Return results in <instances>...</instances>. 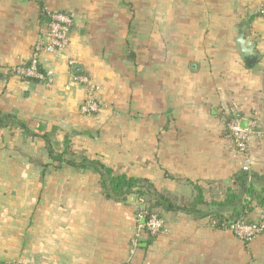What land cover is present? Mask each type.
<instances>
[{"label": "crops", "instance_id": "1", "mask_svg": "<svg viewBox=\"0 0 264 264\" xmlns=\"http://www.w3.org/2000/svg\"><path fill=\"white\" fill-rule=\"evenodd\" d=\"M262 4L0 0V264H264V230L245 242L183 211L159 210L162 231L130 253L138 196L109 198L97 172L70 163L96 159L157 190L192 199L199 187L219 201L243 165L224 124L234 110L253 124L250 170L264 176ZM55 11L72 27L65 50L40 55L52 82L12 76ZM243 24L250 65L237 42ZM89 85L102 106L84 116Z\"/></svg>", "mask_w": 264, "mask_h": 264}, {"label": "trees", "instance_id": "2", "mask_svg": "<svg viewBox=\"0 0 264 264\" xmlns=\"http://www.w3.org/2000/svg\"><path fill=\"white\" fill-rule=\"evenodd\" d=\"M0 125H3L1 119ZM41 137L46 141V144L49 143L45 134H42ZM47 148L51 157L58 161H65L61 159L60 154L54 155L49 145ZM70 163L97 172L100 175V186L109 198L122 201L126 195L131 193L143 198L144 206L139 207L137 211L143 212L145 221L152 214L161 217L158 213L159 210L183 211L194 216H207L212 227L225 228L240 218L251 220L248 218V214L254 208H264V176L252 170L240 169L232 174L231 186L226 189L223 199L206 202L203 200L199 187H196V194L193 198L187 199L182 195L157 190L152 182L146 178L114 173L113 169L96 159L82 158L79 163L73 161ZM143 233L146 236L147 244L156 238L155 234H151L145 229Z\"/></svg>", "mask_w": 264, "mask_h": 264}, {"label": "built area", "instance_id": "3", "mask_svg": "<svg viewBox=\"0 0 264 264\" xmlns=\"http://www.w3.org/2000/svg\"><path fill=\"white\" fill-rule=\"evenodd\" d=\"M255 14L264 18V4L258 6ZM72 27V17L70 14L63 11H55L50 14L49 21L43 32V36L35 43L29 59L26 62L15 64L10 68V73L20 79L45 81L49 85L53 76L50 71H44L40 66V55L44 53H54L63 51L68 46L69 35ZM71 66L72 61H68ZM78 82L87 84L88 80L84 76L77 78ZM94 87L88 86V93L86 97L80 102L79 112L84 116L95 115L102 106L100 99L95 95ZM241 117L234 110H229L224 117V124L226 135L232 142L234 148L243 157V170H250V155L247 146L248 134L250 133L249 125L241 126ZM138 203L142 208L144 206V199L138 197ZM137 216L143 219V212L138 211ZM163 219L156 214H152L147 221L138 225L136 232L130 238V253H132L139 245L141 237L144 235L143 230H147L151 234H159L163 229ZM237 238L249 242L264 230V208L260 209L257 217L252 220L240 218L235 222L225 227ZM10 264H21L20 262H13Z\"/></svg>", "mask_w": 264, "mask_h": 264}, {"label": "water", "instance_id": "4", "mask_svg": "<svg viewBox=\"0 0 264 264\" xmlns=\"http://www.w3.org/2000/svg\"><path fill=\"white\" fill-rule=\"evenodd\" d=\"M243 29H244V24L240 27L237 42H238V47H239L240 53L245 58L246 64L250 65L255 60V53L253 51V44L249 41H246L243 38V33H242ZM75 70H78V67H76ZM246 125H247V121L241 120V126L243 128H245ZM143 222H144V220L141 219V223H143Z\"/></svg>", "mask_w": 264, "mask_h": 264}]
</instances>
